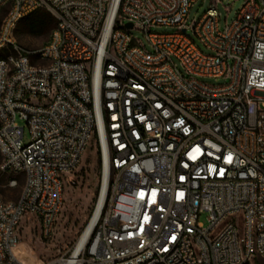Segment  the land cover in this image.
Returning <instances> with one entry per match:
<instances>
[{"label": "built area", "instance_id": "1", "mask_svg": "<svg viewBox=\"0 0 264 264\" xmlns=\"http://www.w3.org/2000/svg\"><path fill=\"white\" fill-rule=\"evenodd\" d=\"M197 1L0 0V171L24 179L16 201L0 194V264H25V219L52 239L92 139L98 202L47 264L264 261V0L225 27L217 0L189 25ZM39 10L57 26L28 50L15 30Z\"/></svg>", "mask_w": 264, "mask_h": 264}, {"label": "rangeland", "instance_id": "2", "mask_svg": "<svg viewBox=\"0 0 264 264\" xmlns=\"http://www.w3.org/2000/svg\"><path fill=\"white\" fill-rule=\"evenodd\" d=\"M213 1L215 0L197 1L190 9L188 15L189 25L200 20L211 8ZM217 1H219L217 9L221 14V27H225L226 24H232L242 7L243 0ZM2 19L3 16H0V25ZM24 24V22H20L17 25L14 37L20 46L28 50H38L44 47L50 41L52 33L55 30V27L51 25L40 35H31L23 32ZM156 31L158 33L170 34L175 29L163 27L158 28ZM133 34L140 41L145 42L144 36L140 32L135 31ZM208 82L218 84L214 80H208ZM17 122L21 127H25L24 142H29L30 136L24 122L20 120ZM9 180V175L0 174V194L6 200L16 201L21 195L24 179L22 176H19L18 186L13 189L7 186ZM101 182L102 173L97 147L92 139L82 156L78 168L65 181L64 206L52 239L45 240L41 237L38 223L34 221L27 222L28 219L24 220V227L21 230V241L22 244L26 245L27 250L34 253V264L51 263L72 250L95 210ZM207 217V214L200 216V222L205 226L208 225ZM252 264H264V261L256 259Z\"/></svg>", "mask_w": 264, "mask_h": 264}, {"label": "trees", "instance_id": "3", "mask_svg": "<svg viewBox=\"0 0 264 264\" xmlns=\"http://www.w3.org/2000/svg\"><path fill=\"white\" fill-rule=\"evenodd\" d=\"M21 22L25 23L23 32L31 35H40L47 27L52 25L56 28L57 26V20L47 10L36 11L24 18ZM1 160L0 155V164ZM0 174H2L1 171Z\"/></svg>", "mask_w": 264, "mask_h": 264}, {"label": "bare ground", "instance_id": "4", "mask_svg": "<svg viewBox=\"0 0 264 264\" xmlns=\"http://www.w3.org/2000/svg\"><path fill=\"white\" fill-rule=\"evenodd\" d=\"M101 206H102V200L100 201V203H99V205H98V207H97V210H96L95 216H94V218H93V220H92V223H91V225H90V227H89L88 230H90V228H91V226H92L94 220L96 219V217H97V215H98V213H99V211H100V209H101ZM87 232H88V231H87ZM17 251H18V254H19L20 259H21L25 264H34V259H35V257H34V253H33V252H30L29 250H27L26 245L21 244V245L18 247Z\"/></svg>", "mask_w": 264, "mask_h": 264}, {"label": "water", "instance_id": "5", "mask_svg": "<svg viewBox=\"0 0 264 264\" xmlns=\"http://www.w3.org/2000/svg\"><path fill=\"white\" fill-rule=\"evenodd\" d=\"M131 27V26H130Z\"/></svg>", "mask_w": 264, "mask_h": 264}]
</instances>
